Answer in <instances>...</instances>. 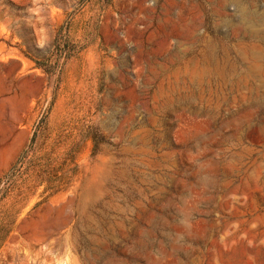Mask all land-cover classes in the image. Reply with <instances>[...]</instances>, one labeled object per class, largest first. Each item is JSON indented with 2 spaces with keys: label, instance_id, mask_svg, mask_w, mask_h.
Here are the masks:
<instances>
[{
  "label": "rangeland",
  "instance_id": "obj_1",
  "mask_svg": "<svg viewBox=\"0 0 264 264\" xmlns=\"http://www.w3.org/2000/svg\"><path fill=\"white\" fill-rule=\"evenodd\" d=\"M0 264H264V0H0Z\"/></svg>",
  "mask_w": 264,
  "mask_h": 264
}]
</instances>
